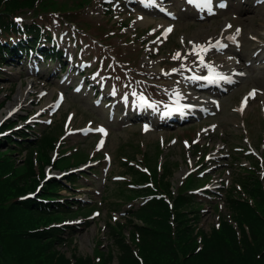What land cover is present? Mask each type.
Here are the masks:
<instances>
[{
	"label": "rangeland",
	"instance_id": "1",
	"mask_svg": "<svg viewBox=\"0 0 264 264\" xmlns=\"http://www.w3.org/2000/svg\"><path fill=\"white\" fill-rule=\"evenodd\" d=\"M224 1L228 10L201 16L186 1L170 0L174 5L168 7V12L175 13L171 20L163 18L164 6L156 2L158 5L145 11L150 19L147 25L137 20L145 8L137 0H44L34 13H19L26 21L42 13L37 19L60 36L63 42L59 45L69 57L65 66L71 68L63 76L57 68L52 78H46L38 67L29 65L30 60L0 66V116L4 113L0 129L10 123L19 130L30 126L37 137L48 135L49 139H56L54 151L37 149L35 141L28 151H34L32 154L16 151L13 159L17 166L23 165L27 154L38 159L44 150L57 160L45 164V157L35 161L34 175L17 184L14 193L19 191L17 199H23L61 176L66 187L59 198L77 205L69 215L61 217L62 223L76 225L73 232L72 229L67 232L68 242L57 247L68 258L74 254L85 257L113 252L109 237L112 229L119 227L127 235L130 228L125 224L131 220L128 210L152 201L153 196L148 193L154 188L160 192L169 184L174 195L187 189L202 194L197 199L202 205L191 207L200 211L199 226L194 223L192 213L188 219L195 230L200 228L207 233L220 225L221 215L228 214L224 208L226 195L240 194L235 184L245 170L264 182V0ZM228 22L229 29L225 27ZM228 34L240 37L241 44L226 47L220 56L238 50L236 72L242 78H236L228 86L214 85L219 92L211 96L210 91L201 87L213 86L189 70L200 55L193 40L208 44ZM258 60L263 61L255 64ZM206 62L221 64L219 57H210ZM152 63H160L168 71L175 70L173 77L184 80V84H187L184 77L196 79L188 82L186 91H194L199 97H213L219 105L179 116L165 113L169 107L155 101L148 116L141 114L142 109H136L135 116L130 108L138 103L137 87L154 100L168 102L171 95L175 100L187 101L186 93L179 87L175 90L160 87L156 80L160 71L148 67ZM22 89L25 97L16 104ZM116 100L123 102L113 104ZM250 144L259 150L261 161L245 152ZM4 150L0 148V152ZM91 160L94 162L85 164ZM250 163L257 168L251 169ZM40 164L45 165L41 168ZM130 165H136L137 171L153 184L136 186L141 176L129 175ZM69 173L86 178L70 186L65 183ZM33 177L38 181L35 186L30 185L35 181ZM121 182L127 185L123 188ZM128 189L141 193H129ZM206 193L209 197L203 196ZM132 221L142 224L137 218ZM201 240L199 237L196 242L198 250L203 247Z\"/></svg>",
	"mask_w": 264,
	"mask_h": 264
},
{
	"label": "trees",
	"instance_id": "2",
	"mask_svg": "<svg viewBox=\"0 0 264 264\" xmlns=\"http://www.w3.org/2000/svg\"><path fill=\"white\" fill-rule=\"evenodd\" d=\"M42 2L44 0H0V66L14 56L20 57L17 46L23 45L24 49L34 46L39 35L44 33L42 30L47 32L35 21L20 28L14 20L19 12H34ZM12 36L19 38L17 46L10 39ZM13 126L10 123L5 129H12ZM13 135L0 139V148L5 147L0 152V264H112L114 260L116 264H264V184L256 174L248 171L237 181L241 187L240 194L234 197L226 195L225 209L228 214L221 215L220 225L210 232L200 228L195 230L196 227L190 225L188 214L195 216L196 226H199L200 219V211L191 207L202 205L191 193L192 190L174 195L167 184L160 192H147L154 195L152 201L130 208L131 220L125 224L130 228L129 236L122 233L119 227L112 229L109 237L113 252L85 257L74 254L68 258L57 248L66 244L68 230L52 227L51 224L69 215L75 204L69 206L70 202L66 200L62 203L46 201L53 200L51 197L56 196V190L63 186L57 180L48 182L39 197L40 201L36 198L17 199L21 193H14V187L22 183L26 176L34 175L35 161L46 157L45 164L49 163L50 155L44 150L38 159H32L28 155L34 152L31 151L23 165L17 166L13 159L15 152L32 146L25 130ZM53 142L54 138L47 136L40 141L37 149H52ZM45 164H40V167ZM129 169L131 175L141 176V184L137 185L141 186L149 180L135 168ZM167 174L171 175L169 168ZM70 180L76 183L75 177ZM155 182L157 184L156 179ZM37 183L36 180L31 181L30 185ZM128 192L141 193L136 190ZM157 194L158 197H155ZM133 218L141 220L142 224L134 223ZM199 237H202L203 247L198 250L196 242Z\"/></svg>",
	"mask_w": 264,
	"mask_h": 264
},
{
	"label": "bare ground",
	"instance_id": "3",
	"mask_svg": "<svg viewBox=\"0 0 264 264\" xmlns=\"http://www.w3.org/2000/svg\"><path fill=\"white\" fill-rule=\"evenodd\" d=\"M150 2V0H147ZM157 2L163 1V0H155ZM203 3H206L208 5H211L210 1L208 0H203ZM140 4V3H139ZM163 4H167V2H163ZM142 6V4H140ZM173 6L174 3H171ZM228 9V8H227ZM148 11V10H147ZM168 19L171 18V14L167 13ZM138 22L141 24L147 25L150 23V19L146 16V12L142 11V15H138ZM227 25V23H225ZM224 25V26H225ZM168 26V25H165ZM240 41V37L232 36L230 34L226 35L225 37H222L221 39L217 40H210V43H202L198 40H193V47H197L198 49H203V52L200 54V58L198 59V62L200 66H196L190 69V71H198L202 72V75L207 78L211 82L215 83H231L232 80H236V78H232L231 74L236 71V61L238 54V50H230V54L227 56H220V53L223 52V49L226 47L233 46L235 48L236 43ZM251 42H253L251 40ZM212 57H219L221 60V64H212V63H207L205 62V59ZM263 60H258L255 64H260ZM148 67L153 69L154 71H160L159 79L157 82H159L160 87L164 89H170L173 90L175 87H179L182 92L186 93L187 95V101L188 104L191 105L192 111L200 110V109H205L207 107H211L214 104V101L209 98H204V97H199L196 92L194 91H186V87L188 85L184 84V80L180 79H175L173 77V74H175V71L173 69L167 70L166 68H161L160 63L154 64L152 63L151 65L149 64ZM169 78H165V76ZM176 76V75H174ZM156 78V77H155ZM185 79V78H184ZM186 82V81H185ZM202 89V88H201ZM175 90V89H174ZM211 92H217L216 89H212ZM25 97V90H20L17 94L16 97V104L21 102ZM145 101V99H143ZM48 105V103H46ZM186 102H180L176 104V107H186ZM14 106L12 105L9 109L13 108ZM169 107H171L169 105ZM200 108V109H199ZM9 109L6 110V112H9ZM5 112V113H6ZM4 117V113L0 118Z\"/></svg>",
	"mask_w": 264,
	"mask_h": 264
},
{
	"label": "snow or ice",
	"instance_id": "4",
	"mask_svg": "<svg viewBox=\"0 0 264 264\" xmlns=\"http://www.w3.org/2000/svg\"><path fill=\"white\" fill-rule=\"evenodd\" d=\"M223 6V5H222ZM237 34H239V30H237ZM251 95H254V93L253 94H251ZM102 131V130H101Z\"/></svg>",
	"mask_w": 264,
	"mask_h": 264
}]
</instances>
